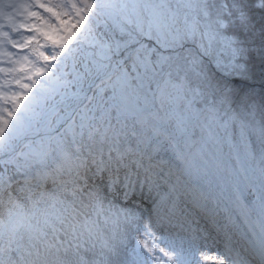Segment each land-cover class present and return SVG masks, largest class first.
Segmentation results:
<instances>
[{"label":"snow or ice","instance_id":"obj_1","mask_svg":"<svg viewBox=\"0 0 264 264\" xmlns=\"http://www.w3.org/2000/svg\"><path fill=\"white\" fill-rule=\"evenodd\" d=\"M249 13L245 0H0V264H115L141 215L114 200L137 195L151 208L132 264H192L197 237L156 231L184 227L181 198L223 244L196 264H264L258 106L205 93L183 55L191 41L232 65L246 48L230 30H251ZM233 129L235 166L217 155Z\"/></svg>","mask_w":264,"mask_h":264},{"label":"trees","instance_id":"obj_2","mask_svg":"<svg viewBox=\"0 0 264 264\" xmlns=\"http://www.w3.org/2000/svg\"><path fill=\"white\" fill-rule=\"evenodd\" d=\"M250 8L251 30L232 29L246 48V54L237 58L233 64L224 68L218 64H227L229 57L214 50L210 55H201L198 45L193 42L185 44L183 55L194 62L190 78L200 84L205 93L227 92L233 100L232 107L236 108L241 100H249L258 106L255 113V120L264 122V9L254 7V0H245ZM252 119V117H248ZM223 136V134H221ZM200 137L199 129L196 130L193 139ZM234 144L222 140L219 144L217 155L235 166V161L230 154L239 150L238 135L235 129L232 130ZM253 149L259 153L261 145L253 136L251 137ZM199 145L193 146V151ZM207 151V149H205ZM209 178L216 180L214 175Z\"/></svg>","mask_w":264,"mask_h":264},{"label":"rangeland","instance_id":"obj_3","mask_svg":"<svg viewBox=\"0 0 264 264\" xmlns=\"http://www.w3.org/2000/svg\"><path fill=\"white\" fill-rule=\"evenodd\" d=\"M25 34H29V33H25ZM12 51H16V49H12ZM47 54V53H46ZM192 157H191V155H190V159H191ZM197 163H199V161H197ZM194 171V177H196L195 176V170H193ZM207 179H211V178H209V177H207ZM212 181H213V183H215V181L213 180V179H211ZM154 195V194H153ZM111 198V197H110ZM253 197L252 196H249L248 197V199H252ZM114 202H116V204L117 205H119V206H121V205H126V206H130L131 208H134V209H136V212L137 213H139L140 215H141V217L143 216V220H142V222H144V219L145 218H147V215H148V212H149V210H150V208H151V204L150 203H145V206H147V207H149V208H144V207H142V206H139V205H137L135 202H131V201H127V202H125V201H123L119 196H117V197H115V200H114ZM189 207V206H188ZM181 211H182V209H180ZM192 209H190V211H191ZM184 212V211H183ZM194 213H195V211H194ZM219 215H220V217H221V219L223 220V217H224V213L223 212H220L219 213ZM224 221V220H223ZM138 222H140V221H138ZM193 223L194 224H196V225H200V224H197L195 221H193ZM133 227V226H132ZM132 227H129V228H127V230H126V233H125V235H124V239H127V241L125 242V246H126V248H128V247H132V246H134V244H136L137 243V240L135 241V240H133V241H129L131 238H133L136 234H137V231L135 232L134 231V228H132ZM188 227V226H187ZM190 227V226H189ZM200 227H204V225L203 226H201L200 225ZM176 229V228H175ZM183 231V230H182ZM176 232H178L179 234H181L183 237H190V236H195V237H197V239L195 240V248H196V254L199 256V258H200V253L201 252H207V254H208V256H209V258L211 259V258H214L215 256H216V254L218 253V252H222L223 251V246H221L219 243H217V242H213L212 240H211V238H210V236H207V235H205V234H203L202 232H197V231H193V230H191V232L189 233V234H187V235H185V233L184 232H181L179 229H177L176 230ZM194 234V235H193ZM163 235H165V236H167V234H163ZM170 237H174V236H170ZM212 237H213V235H212ZM174 238H176V237H174ZM214 238V237H213ZM133 242V243H132ZM198 242V243H197ZM205 242V243H204ZM201 244V245H200ZM197 246V247H196ZM205 247V248H204ZM210 248V249H209ZM213 248V249H212ZM200 249V250H199ZM207 249H209V250H207Z\"/></svg>","mask_w":264,"mask_h":264},{"label":"bare ground","instance_id":"obj_4","mask_svg":"<svg viewBox=\"0 0 264 264\" xmlns=\"http://www.w3.org/2000/svg\"><path fill=\"white\" fill-rule=\"evenodd\" d=\"M130 201V200H129ZM116 203V202H115ZM120 205V204H119ZM120 207H125V208H131L130 206H126V205H121ZM145 208V207H144ZM133 209L134 211H136V209L134 208H131ZM143 216L141 217V219L139 220L140 222H137L132 228H134V231L136 232L137 229H141L142 230V227H143V222H142V219ZM194 235V234H193ZM140 239V233L137 231V234L131 238L129 241H133V240H139ZM127 241V239H124V243L123 245H121L120 247V255L119 257H116V258H113L114 261H115V264H132V260L134 259L132 253H133V250L137 248V243L134 244V246L132 247H128L126 248V246L124 245L125 242ZM133 243V242H132ZM148 245L151 246V241H147ZM198 243V242H197ZM205 243V242H204ZM201 245V244H200ZM134 247V248H133ZM186 247V246H185ZM197 247V246H196ZM205 248V247H204ZM210 249V248H209ZM207 249V250H209ZM213 249V248H212ZM200 250V249H199ZM140 252L143 254V255H146L147 253L144 251L143 248L140 249ZM199 256L196 254L195 255V259L193 260L192 264H196V260H199Z\"/></svg>","mask_w":264,"mask_h":264}]
</instances>
